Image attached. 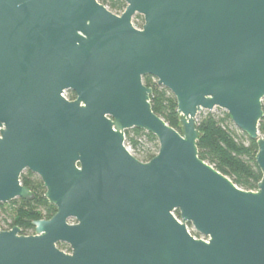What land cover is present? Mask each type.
<instances>
[{
    "label": "water",
    "instance_id": "obj_1",
    "mask_svg": "<svg viewBox=\"0 0 264 264\" xmlns=\"http://www.w3.org/2000/svg\"><path fill=\"white\" fill-rule=\"evenodd\" d=\"M123 1L118 16L98 0H0V204L34 199L30 171L57 209L31 236L0 227V264H264V0ZM146 76L176 98L183 133L154 113ZM215 109L257 142L256 192L199 156L197 116ZM133 129L159 142L148 163Z\"/></svg>",
    "mask_w": 264,
    "mask_h": 264
},
{
    "label": "trees",
    "instance_id": "obj_2",
    "mask_svg": "<svg viewBox=\"0 0 264 264\" xmlns=\"http://www.w3.org/2000/svg\"><path fill=\"white\" fill-rule=\"evenodd\" d=\"M98 1L118 16H121L127 8L123 0ZM136 17L141 19L137 27L142 29L144 20L141 16ZM143 81L145 86L152 90L150 101L154 113L163 118L169 126L183 133L182 117L173 94L160 86L151 76L144 77ZM67 95L71 101L76 99L71 91ZM197 125L200 134L197 141L200 158L227 176L238 188L247 192H256L263 178L262 171L256 162L257 142L248 138L243 132H238L228 113H225L223 118L208 113L198 119ZM259 133L264 139V117L259 125ZM126 145L135 153L136 158L144 163L154 159L160 148L155 136L139 129L126 132ZM21 184L31 190L34 199H18L9 204H0V215L5 212L12 220L7 227L2 225L0 220V227L4 231L19 227L22 235L31 236L35 233L34 223L52 219L57 209L46 199V189L38 176L25 171L21 176ZM175 216L181 220L179 211L175 213ZM188 228L193 230L191 224ZM191 233L196 238L202 237L194 231ZM58 247L62 251L70 252V248L65 244H59Z\"/></svg>",
    "mask_w": 264,
    "mask_h": 264
},
{
    "label": "rangeland",
    "instance_id": "obj_3",
    "mask_svg": "<svg viewBox=\"0 0 264 264\" xmlns=\"http://www.w3.org/2000/svg\"><path fill=\"white\" fill-rule=\"evenodd\" d=\"M143 19V17H141ZM144 20V19H143ZM141 23V19L140 18H137L135 17L134 20H133V24L134 26L137 27L138 24ZM67 98H68V95H67ZM263 104H264V101H263ZM208 113H212L218 117H221L223 118L224 117V114L227 113L225 112L224 110H221V109H215L214 111L212 112H208V111H202L201 113H199V115L197 116V121L198 119L201 117V116H205L207 115ZM233 123V122H232ZM233 126L236 130H238V132H241L233 123ZM128 147V146H127ZM129 148V147H128ZM130 149V148H129ZM131 153L135 156V153L130 149ZM136 157V156H135ZM0 220L2 222V225H4L5 227H7L9 224L12 223V220L11 218L8 216V214H6L5 212H2L1 215H0ZM191 230V229H190ZM192 231V230H191Z\"/></svg>",
    "mask_w": 264,
    "mask_h": 264
},
{
    "label": "built area",
    "instance_id": "obj_4",
    "mask_svg": "<svg viewBox=\"0 0 264 264\" xmlns=\"http://www.w3.org/2000/svg\"><path fill=\"white\" fill-rule=\"evenodd\" d=\"M65 97L67 98V94H65ZM0 130H2V128H0ZM0 133H1V131H0ZM188 230H189L190 234L192 235L191 230L189 228H188ZM192 231H194V230H192ZM200 239L205 240V241H208V239H206L204 237H201ZM65 252H67V251H65ZM67 253H70V252H67Z\"/></svg>",
    "mask_w": 264,
    "mask_h": 264
},
{
    "label": "flooded vegetation",
    "instance_id": "obj_5",
    "mask_svg": "<svg viewBox=\"0 0 264 264\" xmlns=\"http://www.w3.org/2000/svg\"><path fill=\"white\" fill-rule=\"evenodd\" d=\"M67 93H68V92H67ZM67 93H66V94H67ZM75 223H76L75 221H72V224H75ZM34 234H35V233H34ZM34 234H32V235H34Z\"/></svg>",
    "mask_w": 264,
    "mask_h": 264
}]
</instances>
